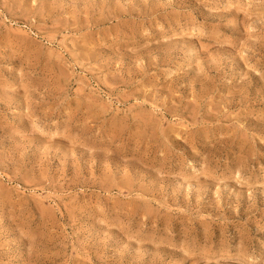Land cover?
I'll return each mask as SVG.
<instances>
[{
    "label": "rangeland",
    "instance_id": "rangeland-1",
    "mask_svg": "<svg viewBox=\"0 0 264 264\" xmlns=\"http://www.w3.org/2000/svg\"><path fill=\"white\" fill-rule=\"evenodd\" d=\"M0 264H264V0H0Z\"/></svg>",
    "mask_w": 264,
    "mask_h": 264
}]
</instances>
